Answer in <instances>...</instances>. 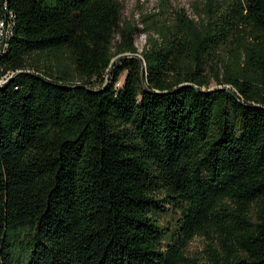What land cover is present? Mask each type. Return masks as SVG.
Wrapping results in <instances>:
<instances>
[{
    "label": "trees",
    "instance_id": "1",
    "mask_svg": "<svg viewBox=\"0 0 264 264\" xmlns=\"http://www.w3.org/2000/svg\"><path fill=\"white\" fill-rule=\"evenodd\" d=\"M122 10L0 0V264L28 227L25 264H264V0H203L114 64Z\"/></svg>",
    "mask_w": 264,
    "mask_h": 264
},
{
    "label": "rangeland",
    "instance_id": "2",
    "mask_svg": "<svg viewBox=\"0 0 264 264\" xmlns=\"http://www.w3.org/2000/svg\"><path fill=\"white\" fill-rule=\"evenodd\" d=\"M203 0H122V22L128 23L133 27L139 28L141 31L134 34L135 46L138 53H126L116 56L113 59L114 64L123 56L126 57H141V53L148 43L149 36H153L160 40L156 33L157 28L167 26L173 22L178 12L186 13L190 18L196 17V8L201 5ZM122 40L121 33L116 35V43ZM125 72L122 74L118 86H122L125 78ZM112 79V72L109 71L106 80L110 82ZM211 88L222 86L216 81H212ZM162 204H166L163 203ZM178 213L170 210L166 213H160L158 219L161 225L165 228L166 233L172 234L177 231L178 227ZM32 230L28 227L22 230L20 241L17 242L14 250L15 264H25L27 261V248ZM168 241L164 244L167 245ZM207 240L203 236H195L184 247L183 252L189 259H194L197 262L204 260L206 256Z\"/></svg>",
    "mask_w": 264,
    "mask_h": 264
},
{
    "label": "built area",
    "instance_id": "3",
    "mask_svg": "<svg viewBox=\"0 0 264 264\" xmlns=\"http://www.w3.org/2000/svg\"><path fill=\"white\" fill-rule=\"evenodd\" d=\"M4 8L7 9L6 6H4ZM13 26H14L13 14L4 13L0 17V60L8 49L9 40L13 31ZM2 73H3V67H0V85H4L15 74V72L13 71L5 72L3 74Z\"/></svg>",
    "mask_w": 264,
    "mask_h": 264
}]
</instances>
